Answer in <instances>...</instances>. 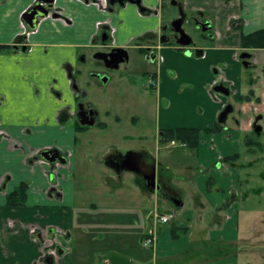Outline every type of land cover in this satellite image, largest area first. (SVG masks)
I'll use <instances>...</instances> for the list:
<instances>
[{
  "label": "crops",
  "instance_id": "0c3cea01",
  "mask_svg": "<svg viewBox=\"0 0 264 264\" xmlns=\"http://www.w3.org/2000/svg\"><path fill=\"white\" fill-rule=\"evenodd\" d=\"M38 1L0 0V45L8 47L0 50V264H49V255L53 264H264V48L241 45L243 35L264 28V0H177L209 25L197 31L203 42L190 46L136 42L161 32L170 0H142L144 11L130 3L110 11L101 0H53L31 29L23 15ZM170 14L167 23L175 18ZM106 21L115 28V47L143 55L152 46L156 54L146 62L158 67L142 70L159 80L155 145L148 149L141 136L100 118L89 98L101 122L89 126V135L110 130L120 144L111 138L108 150L96 152L89 137V168L99 183L89 182L96 195L89 201V242L77 243L74 178L67 174L74 157L60 167L39 150L55 139L74 148L76 103L67 67H83L96 52L104 33L99 23ZM92 78L89 95L98 81ZM221 82L228 95L214 90ZM227 104L233 118L222 123ZM180 127L200 131L197 148L161 139V130ZM21 182L28 184L25 203L8 205ZM130 197L134 205L118 204ZM153 207L177 223L155 225L150 252L142 240L154 226L145 223ZM108 208L131 213L101 214Z\"/></svg>",
  "mask_w": 264,
  "mask_h": 264
},
{
  "label": "rangeland",
  "instance_id": "374dc122",
  "mask_svg": "<svg viewBox=\"0 0 264 264\" xmlns=\"http://www.w3.org/2000/svg\"><path fill=\"white\" fill-rule=\"evenodd\" d=\"M173 13V17L177 18L180 16L179 9L171 4H168V7L164 13L163 23L166 24L168 19L170 18V13ZM184 19L185 22L183 27L185 31L192 37L193 42L196 43V40L199 42L202 40L197 31L200 32L202 29L200 25L197 26L198 22H196L192 15L184 11ZM173 20V19H172ZM195 23H197L195 25ZM200 23V22H199ZM163 24V25H164ZM197 27V29H196ZM159 34V32H157ZM168 34L173 33L171 30L167 31ZM172 36V35H170ZM201 39V40H200ZM157 40H146V43L155 44ZM203 42V41H201ZM193 45V43H192ZM99 51L94 53L93 55L87 58V61L83 63V67L87 70L89 69V80L91 79L93 74H98V81L93 84L91 87L92 93L89 95V98H94V104L101 111L100 118L107 120V122L120 129H123L125 132H130L135 136H141L142 143L147 146L148 149H153L155 145V103L156 96L154 92L147 88V80L151 79L150 77H145L142 74V70H152L158 67H150L149 62H146V59L142 54H139L136 50H131L130 60L126 64H118L113 63L111 67L106 65L108 59L107 49H98ZM103 53V58L96 57L97 53ZM249 74V71H248ZM102 78H107L106 81H103ZM90 84V83H89ZM91 86V84H90ZM154 95V96H153ZM110 113L108 118L106 117V113ZM116 116L119 118L117 119ZM134 117H140V121L135 123L138 119L134 120ZM233 118V115L230 114L228 117V121ZM92 129L96 128H90ZM117 129V128H115ZM113 132V131H107ZM106 131L90 133L89 128L78 134V140L76 146L69 151V155L74 157V170L67 171V174L74 179V205L75 214H76V229L78 231L77 243H87L89 242V235L85 234L89 232V201L95 199L96 195L90 193L89 191V182L91 186H97L98 174L95 167L89 168V137L92 138L93 147L97 151H105L110 148L111 138H116V144H120V139L117 138V135H110ZM114 142V141H112ZM180 144V143H178ZM130 145V143H129ZM122 146V144L120 145ZM101 149V150H100ZM168 175H174L171 172V169L167 172ZM148 183V179H146ZM99 183V182H98ZM151 181H149V184ZM152 186V185H151ZM153 187V186H152ZM126 189V188H124ZM120 195H115V198L118 200ZM92 197V198H90ZM108 201V200H107ZM264 202V197L260 201ZM118 204L124 205H134L133 199L131 197L127 201H120ZM151 218L145 219V223L153 222V214L158 212V214H162L161 209L151 208ZM106 215L117 214L120 218H126V216L131 213L129 210H122L120 208L117 209H105ZM164 214H172V213H164ZM100 218L102 216L99 215ZM108 218V217H107ZM148 218V216H147ZM99 219V218H98ZM175 219V215L173 214V218L169 223L165 225H170L173 223ZM264 219V218H263ZM118 220V218H117ZM175 222V221H174ZM177 223V222H176ZM173 223V224H176ZM138 219L135 220V227L132 228L133 231L138 229ZM98 225V224H97ZM106 222H103L105 226ZM172 225V224H171ZM86 231V232H85ZM131 237L133 234H131ZM77 236V235H76ZM264 236V235H263ZM68 238V236H67ZM73 240V239H72ZM135 240L133 239L132 242ZM75 248L76 240L73 243ZM147 250H153L154 248L145 247ZM150 251V252H151ZM264 254V253H263ZM77 257V256H76ZM75 257V259H77Z\"/></svg>",
  "mask_w": 264,
  "mask_h": 264
},
{
  "label": "water",
  "instance_id": "95a60500",
  "mask_svg": "<svg viewBox=\"0 0 264 264\" xmlns=\"http://www.w3.org/2000/svg\"><path fill=\"white\" fill-rule=\"evenodd\" d=\"M170 1L172 5L178 6V9L180 11V16L177 18H174L171 22L164 24L161 27V29L166 30L167 28H170V30L174 33V39H175L176 44L181 45V46H190L192 45V43L194 44V42H193L192 37L185 31L183 27V24L185 22L183 7L177 0H170ZM108 2L110 5L109 6L110 11H112L115 5H118L120 7H125L127 3L135 4L137 6H140L141 10L143 11L145 10V8L141 5L142 0H108ZM52 5H53V0H39L34 6H32V8L29 11L24 13L23 15L24 21L29 25V27L35 28L38 17L48 15ZM195 21L199 23L198 20H195ZM200 24L202 25L203 30H206V27H205L206 23L201 22ZM157 36L158 35L156 33H148V34L141 36L140 38L142 40L146 38L154 39V38H157ZM106 39H107L106 33H103L102 38H101L102 42H105ZM160 42L163 44L167 43L168 42L167 36L160 37ZM197 54L199 55L201 54V52H198ZM96 57L103 58L104 54L99 52L96 54ZM155 58L156 56L155 57L153 56L152 59L154 60ZM71 68H72L71 66L67 67L68 77L71 81V90L73 92H79L80 89L77 84L76 77L73 75ZM214 90L224 95H228L230 92V89L223 82L215 85ZM78 107H79V111L77 112V116H78L80 125L93 126L97 123L98 121L97 111L94 108L89 107V109H84L83 104H79ZM232 111H233V105L227 104L219 116V121L224 123L228 115ZM40 157L44 159L45 161H49V162H55L61 159L60 158L61 156L58 151L54 152L53 150H50V149H45L41 151ZM62 162L65 163L66 160ZM146 179L151 181L150 177L148 176H146ZM151 184L153 187H156L154 178L152 179ZM172 200L176 205H181V201H179L177 198H173ZM63 252L64 250H62L61 248H58L56 254L62 255ZM46 260L49 264H53L54 255H49Z\"/></svg>",
  "mask_w": 264,
  "mask_h": 264
},
{
  "label": "flooded vegetation",
  "instance_id": "af4514ba",
  "mask_svg": "<svg viewBox=\"0 0 264 264\" xmlns=\"http://www.w3.org/2000/svg\"><path fill=\"white\" fill-rule=\"evenodd\" d=\"M200 23H198V25H200V28L203 30L202 25ZM26 25L29 26L28 24H26ZM101 25L104 28V33H106L107 39H106L105 42H102V40L100 39V43H98V45H99V48L98 49H107V53H108V56L107 57H108V59H107L106 65L108 67H111L113 65V63H116V62L118 64H126L127 62H129V60H130V53L127 50H125L124 48H122V47H118L117 48V47L114 46L113 32H114V29L115 28L111 25L110 21H106V22L102 23ZM205 27H206V30H208L209 25L206 23L205 24ZM31 29H35V28H31ZM169 30H170V28H167L166 30H162L161 29V32L159 34L157 32H155L158 36H157V38H154V39L146 38V39L142 40L140 38L141 37L140 36L139 39L136 40V42L137 43H143L146 40H158L160 42V37H162V36H165L166 37L167 36L168 42L165 43V44L175 43L174 33L168 34L167 31H169ZM170 35H172V36H170ZM161 44H163V43H161ZM146 48H150L151 50L148 51L147 53L143 54V56H144L145 59H149V58L152 59L153 56L154 57L156 56V54L154 53V50H153L152 46H148ZM98 49L96 50V52L99 51ZM84 69H85V67H80L77 70H75L73 67L71 68L72 73L76 77L77 84H78L79 89H80L79 92H73L74 93L75 103H76V105H75L76 110L74 112V122H76V124H75L76 137H75L74 143H73L74 146H76V144H77L78 134L81 133V132H83V131H85V130H87L89 128V126H82L79 123V119H78V116H77V112L79 111L78 105L79 104H83L84 109H89V107L94 108L89 103V69H88V72L87 73H86V71H84ZM145 74L147 75V73H145ZM82 75L85 76V80L86 81H84V82L81 81V76ZM146 75H144V76L146 77ZM93 76L98 77V74L95 73V74H93ZM148 77H150L151 79H155V78H157V74L155 72L154 73H150L149 76L147 75V79H148ZM103 79H105V80H103ZM102 80L103 81H106L107 78H102ZM149 80L150 79L147 80V83H148L147 88H150L153 92H155L157 90V86L158 85L157 86H152L151 83L149 82ZM158 84H159V80H158ZM82 86H85V87H82ZM97 117H98V112H97ZM100 123L101 122H98L97 121V124H100ZM79 126H81L82 128L78 130L77 128ZM45 149H50V150H53L54 152L55 151H58L59 152V154L61 156L60 157L61 159L60 160H57V161H55L53 163L58 162L59 165H60V167H63L64 165L65 166L66 165L69 166L70 161H71L70 160V156L71 155H69V151L71 149L68 148V147H66V145L64 143H61L58 139H55L53 145H46L43 148H40L39 152H41V151H43ZM39 156H40V153H39ZM65 160H66L65 163L62 162V161H65ZM144 177H145V175H144ZM150 185H152V184H150Z\"/></svg>",
  "mask_w": 264,
  "mask_h": 264
},
{
  "label": "trees",
  "instance_id": "16d2710c",
  "mask_svg": "<svg viewBox=\"0 0 264 264\" xmlns=\"http://www.w3.org/2000/svg\"><path fill=\"white\" fill-rule=\"evenodd\" d=\"M241 45L245 49L250 48H264V28L259 29L255 32L245 34L241 38ZM8 48L7 46L0 45V50ZM217 124V129H218ZM79 126L77 129H81ZM199 130L194 128H172L161 130V139L163 141H178L180 143L186 144L191 148H197L199 143ZM28 184L26 182H21L12 192L7 196V204L12 206L23 205L26 200ZM148 234V233H147ZM143 237V239L147 236ZM143 242V240H142Z\"/></svg>",
  "mask_w": 264,
  "mask_h": 264
},
{
  "label": "built area",
  "instance_id": "2783aa9c",
  "mask_svg": "<svg viewBox=\"0 0 264 264\" xmlns=\"http://www.w3.org/2000/svg\"><path fill=\"white\" fill-rule=\"evenodd\" d=\"M104 6L108 5V0H101ZM102 24V23H99ZM28 34V33H27ZM149 82L151 83L152 86H157L158 85V79H150ZM171 144H175L176 142L174 140L170 141ZM150 213L148 215V219L151 218ZM173 218V214H158V212H155L153 214V220H154V226L149 230L147 236L143 239V246L144 247H150V248H155L157 244V227L155 225H160V224H166L169 223Z\"/></svg>",
  "mask_w": 264,
  "mask_h": 264
}]
</instances>
